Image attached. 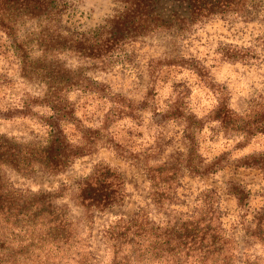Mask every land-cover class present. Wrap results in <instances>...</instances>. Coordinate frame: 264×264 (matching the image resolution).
I'll return each instance as SVG.
<instances>
[{"label": "clouds", "instance_id": "1", "mask_svg": "<svg viewBox=\"0 0 264 264\" xmlns=\"http://www.w3.org/2000/svg\"><path fill=\"white\" fill-rule=\"evenodd\" d=\"M262 127L264 0H0V264H264Z\"/></svg>", "mask_w": 264, "mask_h": 264}, {"label": "trees", "instance_id": "2", "mask_svg": "<svg viewBox=\"0 0 264 264\" xmlns=\"http://www.w3.org/2000/svg\"><path fill=\"white\" fill-rule=\"evenodd\" d=\"M260 130H264V127H262ZM161 195H163V194H161Z\"/></svg>", "mask_w": 264, "mask_h": 264}]
</instances>
